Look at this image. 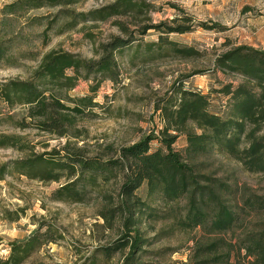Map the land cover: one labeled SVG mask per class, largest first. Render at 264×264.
<instances>
[{"label":"rangeland","instance_id":"obj_1","mask_svg":"<svg viewBox=\"0 0 264 264\" xmlns=\"http://www.w3.org/2000/svg\"><path fill=\"white\" fill-rule=\"evenodd\" d=\"M15 1L0 0L1 81L30 77L52 49L98 59L113 37L132 40L113 53L114 78L92 72L80 75L73 87L58 91L64 104L81 109H64L72 115L70 126L62 129L64 134L40 130L38 117L27 116L24 104L8 106L0 100V257H7L11 242L26 239L45 222L56 229L57 240L42 246L23 264H203L222 254L228 255L227 261L215 264H251L239 247L245 235L264 232V209L250 204L264 198V172L248 171L224 152L212 150L187 162L199 175L198 181L212 187L220 202L237 214L225 231L185 225L188 195L169 200L159 189L149 191L146 181L134 191L140 203L132 205L133 198L121 194V172L109 180L99 177L95 184L80 181V201L54 200L52 193L74 176L33 179L17 172L12 163L56 151L58 159L67 151L113 159L122 146L146 136H153L152 150H164L157 139L163 127L157 106L163 96L175 100L179 86L201 89L209 95L210 109L224 115L228 97L220 89L244 77L215 66L214 58L237 44L264 48V0H137L144 2L138 13L105 20H83L78 13L113 0L38 7L19 0L7 6ZM183 27L187 30L168 31ZM83 96L88 98L80 99ZM185 146L182 133L171 145L182 154ZM213 205L208 204L209 212ZM126 232H130L128 244L106 256L102 249ZM135 237L139 241L131 254ZM211 243L216 245L208 252L205 246Z\"/></svg>","mask_w":264,"mask_h":264},{"label":"trees","instance_id":"obj_2","mask_svg":"<svg viewBox=\"0 0 264 264\" xmlns=\"http://www.w3.org/2000/svg\"><path fill=\"white\" fill-rule=\"evenodd\" d=\"M20 1L27 3L29 7H38L77 0ZM17 2L7 6L11 7ZM143 5L144 2L137 0H113L86 12H79L78 15L83 20H105L117 14L138 13ZM118 23L123 28V24L120 21ZM173 30L183 32L187 27L168 31ZM131 40L132 38L113 37L98 59L86 58L69 50L52 49L43 55L30 77L0 80V100L8 106L24 104L27 116L38 117L36 125L40 130L56 135L64 134L62 129L70 126L72 121V115L65 113L64 109H81L79 105L69 107L64 104L58 91L73 87L80 75L87 76L92 72L114 78L117 69L113 53ZM214 64L244 77L236 85L225 83L220 89L228 97L225 114L210 109L209 95L201 89L177 87L175 100H171V95L163 96L162 103L157 106L163 122L157 139L164 150L160 147L152 150L150 141L153 136H146L130 145L122 146L118 157L113 159L103 160L72 151H67L58 159L56 151L48 152V157L40 154L15 160L12 166L21 174L45 181H56L61 175L74 176L72 181L52 193L54 200L80 201L79 197L83 192L77 188L80 181L95 184L99 177L109 180L121 172L124 178L121 194L126 198H133L132 205L140 203L134 191L146 181L149 191L159 189L169 200L188 195L189 209L183 220L185 225H205L217 231L230 229L237 220V214L220 202L212 187L198 181L199 175L187 159L217 150L239 161L248 171L264 172V48L248 44L233 45L217 53ZM69 69L72 73H68ZM86 98L88 97L83 96L80 99ZM180 133L186 139L184 154L171 147ZM2 143L0 141V145ZM86 174L88 177L83 179ZM206 179L211 181L209 177ZM210 203L214 204L211 212L207 210ZM250 204L255 209H264V198L252 200ZM129 221L130 218L126 219V227L130 225ZM44 226L45 229L42 230ZM55 232L56 229L51 224L39 223L26 239L9 244V254L5 258L0 257V264H23L42 246L55 242ZM129 233L126 232L112 246L104 247L103 253L108 256L112 250L128 244ZM126 238L127 241L124 242ZM138 241L135 237L130 246L131 254ZM215 245L211 243L205 247L211 252ZM239 248L244 249L246 257H250L251 264H264V232L245 235ZM131 254L127 259H131ZM227 257L225 254L216 255L203 264L223 263L227 261Z\"/></svg>","mask_w":264,"mask_h":264}]
</instances>
